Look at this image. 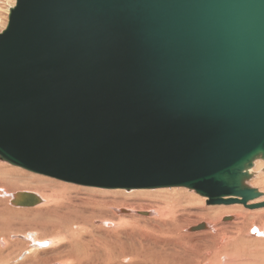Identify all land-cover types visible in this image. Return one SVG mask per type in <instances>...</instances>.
I'll use <instances>...</instances> for the list:
<instances>
[{
  "label": "water",
  "instance_id": "95a60500",
  "mask_svg": "<svg viewBox=\"0 0 264 264\" xmlns=\"http://www.w3.org/2000/svg\"><path fill=\"white\" fill-rule=\"evenodd\" d=\"M256 160L264 0H15L9 9L0 161L80 186L185 188L206 205L257 209L264 202H248L262 195L246 185ZM40 203L29 192L10 200Z\"/></svg>",
  "mask_w": 264,
  "mask_h": 264
},
{
  "label": "rangeland",
  "instance_id": "374dc122",
  "mask_svg": "<svg viewBox=\"0 0 264 264\" xmlns=\"http://www.w3.org/2000/svg\"><path fill=\"white\" fill-rule=\"evenodd\" d=\"M14 1L0 0V33L7 24L8 11L14 6ZM257 161L264 163L262 160ZM263 169H260L262 175H264ZM4 170H14L15 172L8 173ZM32 178L41 179L42 182L33 183ZM1 184L7 186L10 190L3 192L0 189V264H20L29 260L31 262L38 259V253L48 252V255H50V251H53L50 255L53 257L57 255L55 252L68 254L73 259L74 264H114L116 262L119 264H181L195 258L197 254H201L207 248H216L219 244L218 239L202 240L196 238L209 231V222L200 213L204 209L239 207L245 212L262 209L264 213V208L247 209L239 204L206 205L205 197H200L185 188L127 191L80 186L33 174L2 161H0V186H2ZM33 184L38 186V190L30 191L24 187L33 186ZM249 185L252 186L253 184ZM12 187H15V189H11ZM174 190H180L182 194H171ZM17 191L33 193L40 199V195L44 193H52L56 196L51 204L52 206L45 207V205H42L44 201H41L38 204L39 207L17 208L9 203V196ZM258 199L260 200L261 197ZM111 203L113 205H110ZM158 204L162 206L172 205L174 215L164 222H152V225L147 220L155 217L154 212L156 209L153 206ZM115 211L118 214H115ZM141 212L148 213L144 216L140 214ZM149 213H152V215L150 216ZM115 215L116 218L113 217ZM81 216L88 217L86 219V217ZM235 216L234 213L221 214L218 216L219 222L214 224V228L220 224L219 227L225 229V236L227 237V240L221 244L222 247L219 248L217 258L229 257L236 264H264V236L259 237L257 233L260 225H255L256 227L251 225V229L246 227L245 233L247 229L246 234L249 237H243L236 230L238 221ZM225 217H231L232 220L222 221ZM113 218L117 220L115 222H124L123 220H125L127 225L114 230L116 225L109 221V219L114 221ZM85 219L90 220L92 223L89 221L90 224H88L89 222ZM103 222L112 224V227L105 228ZM199 224H205L206 228L194 232L189 230L197 227V225L199 226ZM77 227H82L84 230L79 232L76 229ZM238 228L241 231L239 225ZM253 229L257 234H249ZM230 231L235 233L234 236L230 235ZM52 237L55 240L54 242ZM35 238L36 240L39 239L38 242H45L46 244L43 243L42 245L34 242L36 247H32L33 241L31 239ZM30 247L36 249L30 251V253L26 252L27 248ZM7 255L9 258L6 257ZM58 263L60 264L59 261L50 264Z\"/></svg>",
  "mask_w": 264,
  "mask_h": 264
},
{
  "label": "bare ground",
  "instance_id": "6f19581e",
  "mask_svg": "<svg viewBox=\"0 0 264 264\" xmlns=\"http://www.w3.org/2000/svg\"><path fill=\"white\" fill-rule=\"evenodd\" d=\"M14 5H15V1H14ZM257 161V160H256ZM254 162V166L253 168L250 170V174H252V177L251 179L253 178V180H248L246 182V185L249 187V188H252V189H256L261 195V199L259 200L258 198L255 199L254 201H251V202H248L249 204L250 203H253V204H259L258 202L262 203L264 202V175H262L260 169L261 168H264V163L262 162ZM3 171V170H1ZM4 171H8V173H12V172H15L14 170H4ZM263 171V170H262ZM33 183H41V179H33ZM25 181V180H24ZM249 184H253L252 186H250ZM2 186H0V189L1 191L3 192H7L8 190H10V188H8L7 186H4L3 184H1ZM41 185V184H40ZM25 188H27L28 190L30 191H35V190H38L37 189V185L33 184V186H24ZM76 188V187H75ZM11 189H15V187H12ZM148 190H158V189H148ZM141 191V190H140ZM143 191V190H142ZM189 191V190H187ZM18 192V191H17ZM20 192V191H19ZM170 193V192H169ZM15 193L11 194L9 196V203H10V200H11V197L14 195ZM54 194V193H53ZM159 194V193H158ZM156 194V195H158ZM171 194H175V195H180L182 194V192L179 191H175L172 192ZM41 201H44L42 205H45V207H48V206H52L51 204L53 203L54 199H55V196L51 194H41ZM58 196V195H57ZM189 199V198H188ZM263 199V201H261ZM62 200V199H61ZM84 201V200H83ZM82 201V202H83ZM86 201V200H85ZM170 201V200H169ZM204 201V200H203ZM202 201V202H203ZM81 202V201H80ZM197 202V201H196ZM85 203V202H83ZM119 203V202H118ZM195 203V202H194ZM115 204V203H114ZM82 205V203H81ZM110 205H113V203H111ZM200 205V204H199ZM38 206V205H37ZM84 206V205H83ZM36 207V206H35ZM39 207V206H38ZM76 207V206H75ZM156 211L154 212L156 215L155 217H153V219H148L147 221L149 223H152V222H164L165 220L169 219L170 217H172L174 215V212H173V209H172V205H169V204H166L164 206L158 204L156 206H153ZM181 209V208H180ZM91 210V209H90ZM120 210V209H119ZM124 210V209H123ZM182 210V209H181ZM129 211V210H128ZM154 211V210H153ZM193 211V209H192ZM150 212V211H149ZM180 212V211H179ZM43 213V212H42ZM105 213V212H104ZM138 213V212H137ZM141 213H145V212H141ZM148 213V212H147ZM191 213V212H190ZM201 215L203 217H205L207 219V221L209 222V226H208V232H205V233H202L201 235L197 236L196 238L198 239H202V240H206V239H209V240H215V239H218V242L219 244L217 245L216 248H207L205 249L201 254H197L195 256V258H191L189 261H186L184 263H181V264H234V260L232 261L231 258L229 257H223V258H217L218 257V251H219V248L222 247V243H224L226 240H227V237L225 236L226 233H225V229L222 227V229L217 225L215 228H214V224H217L219 222V219H218V216L221 215V214H227V213H234L236 216V220L238 221V225L240 226L241 228V231L240 229L238 228V225H237V232L241 235V236H246V237H249L246 233H247V229H246V233H245V228H252L251 225H254V227L259 226V231H257L259 237L260 236H264V231L262 232V228H263V225H264V213L261 210L258 209V211H254V212H245V211H242L239 207H234L232 209H204L203 211L200 212ZM115 214H118V212L116 213L115 211ZM139 214V213H138ZM149 215L151 216L152 213H149ZM198 215V214H197ZM93 216V215H92ZM111 216V215H110ZM145 216V215H144ZM188 216V215H187ZM81 217H86V216H81ZM88 217V216H87ZM86 217V219H87ZM114 218H116V215L113 216ZM184 217V216H183ZM183 217H180L181 219H184ZM196 217V216H195ZM199 217V216H198ZM90 218V217H89ZM113 218V219H114ZM127 218V217H125ZM179 218V219H180ZM227 218V217H225ZM225 218L222 219V221H226L224 220ZM85 219V220H86ZM124 219V218H123ZM130 219V218H129ZM205 219V220H206ZM204 220V219H203ZM88 221V220H86ZM90 221V220H89ZM88 221V222H89ZM106 222V219L104 220ZM109 221L112 223V224H115L116 225V228L114 230H118L120 229L121 227H125L127 225V223H125V220H123L124 222H115L117 220L114 219V221H111L109 219ZM81 222V221H80ZM91 222V221H90ZM90 222L88 224H90ZM189 222V221H188ZM92 223V222H91ZM102 223V222H101ZM104 223V222H103ZM112 224L110 223H104L103 226L106 228H109L110 226L112 227ZM142 224V223H141ZM192 224V223H191ZM114 225V226H115ZM150 225V224H148ZM153 225V223H152ZM185 225V224H184ZM200 225V224H199ZM256 225V226H255ZM198 226V225H197ZM250 226V227H249ZM92 227V226H91ZM147 227V226H146ZM159 228L161 226H158ZM173 227V226H172ZM89 228V227H88ZM144 228V227H143ZM53 229V228H52ZM55 229V228H54ZM79 232L84 230L82 227H77L76 228ZM189 229V228H188ZM230 229V228H229ZM234 229V228H233ZM76 230V231H77ZM91 230V229H90ZM144 230V229H143ZM249 230V229H248ZM180 231V230H179ZM85 232V231H83ZM121 232V231H120ZM128 232V230H127ZM144 232V231H143ZM146 232V231H145ZM249 232V231H248ZM78 233V232H77ZM76 233V234H77ZM82 233V232H81ZM118 233V232H117ZM154 233V232H153ZM257 234L256 231L253 229L249 232V234ZM80 234V233H78ZM109 234V233H108ZM113 234V233H112ZM235 233L231 232L230 231V235L231 236H234ZM81 235V234H80ZM122 236V234H120ZM59 238V236H57ZM242 237V238H243ZM21 238H23L21 236ZM56 238V237H55ZM229 238V237H228ZM26 239V238H25ZM53 239V242L55 241L54 238L52 237ZM62 239V238H60ZM39 240V239H38ZM38 240L35 239H31V241H33V244H32V247H36V244L35 243H38V244H46L45 242H38ZM247 240V238H246ZM58 241V239H57ZM6 242V241H4ZM3 242V243H4ZM18 242V241H16ZM35 242V243H34ZM64 242V241H62ZM205 242V241H204ZM7 243V242H6ZM108 243V242H107ZM207 243V242H206ZM261 243V242H260ZM50 244V243H49ZM57 244V243H56ZM131 244V243H130ZM200 244H201V241H200ZM6 245V244H5ZM258 245V244H257ZM71 246V245H70ZM246 246V245H245ZM130 247V246H129ZM205 247V246H204ZM48 248V247H46ZM51 248V247H50ZM101 248V247H100ZM36 249V248H34ZM33 248H27L26 252L30 253V251H33L34 250ZM45 249V248H44ZM134 249V248H133ZM105 250V249H104ZM13 251V250H12ZM56 251V250H55ZM10 252V251H9ZM53 251H50V253L52 254ZM242 252V251H241ZM19 253V252H18ZM25 253V252H24ZM35 253V252H34ZM49 253V254H50ZM14 254V253H13ZM12 254V255H13ZM20 254V253H19ZM26 254V253H25ZM37 254V253H36ZM50 254V255H51ZM55 254H57L55 257L53 256H50L48 255V252L46 253H38L37 255V258L38 259H32L33 261L29 262L27 260V262H22L20 264H50L51 262H56V261H59L60 264H74V261L71 257H69L68 254H61V252H55ZM130 254V253H129ZM22 255V254H21ZM42 255V256H41ZM247 255V254H246ZM252 255V254H251ZM15 256V255H13ZM20 256V255H19ZM7 258H9V256L7 255L6 256ZM18 257V256H17ZM33 257V255H32ZM123 257V256H122ZM12 258V257H11ZM16 258V257H15ZM19 258V257H18ZM24 258V257H23ZM86 258V257H85ZM99 258V257H98ZM133 258V257H132ZM254 258V257H253ZM228 259H230V261H228ZM240 259V258H239ZM256 259V258H255ZM258 259V258H257ZM12 260V259H10ZM116 260V259H115ZM120 260V259H119ZM131 260V259H130ZM108 261V260H107ZM134 261V260H133ZM228 261V262H227ZM253 261V260H252ZM234 262V263H233ZM238 262V260H237ZM117 264H119L118 262H116ZM114 263V264H116ZM254 263V262H253ZM59 264V263H58ZM108 264V263H107ZM112 264V263H111ZM135 264V263H134ZM236 264V263H235Z\"/></svg>",
  "mask_w": 264,
  "mask_h": 264
}]
</instances>
